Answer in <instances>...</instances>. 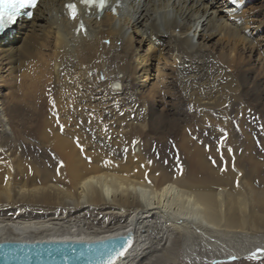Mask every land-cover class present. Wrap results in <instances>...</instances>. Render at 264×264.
Here are the masks:
<instances>
[{
  "label": "bare ground",
  "instance_id": "1",
  "mask_svg": "<svg viewBox=\"0 0 264 264\" xmlns=\"http://www.w3.org/2000/svg\"><path fill=\"white\" fill-rule=\"evenodd\" d=\"M244 1L122 0L115 14L82 17L80 7L72 20L64 0H41L32 19L1 35L0 214L19 212L0 217V241L94 240L131 230L133 245L115 264H176L178 243L193 235L212 240L264 226V184L244 178L217 127H209L219 138L214 147L187 130L247 104L242 87L264 91V73L251 62L264 0L251 9ZM81 19L87 35L75 31ZM215 36L217 45L209 43ZM180 95L193 118L179 116ZM175 119L184 168L169 173L144 151L166 130L156 123ZM156 141L152 150L170 158L173 148ZM36 150L53 153L52 161L27 160ZM83 210H102L113 223L86 227ZM262 239L197 264L263 259ZM183 255L180 262L190 263Z\"/></svg>",
  "mask_w": 264,
  "mask_h": 264
},
{
  "label": "rangeland",
  "instance_id": "2",
  "mask_svg": "<svg viewBox=\"0 0 264 264\" xmlns=\"http://www.w3.org/2000/svg\"><path fill=\"white\" fill-rule=\"evenodd\" d=\"M261 2L262 0H246L244 1V8L251 9L257 7ZM257 35H259L257 41H261L258 42L259 46L251 54V62L252 65H255H253L255 69L263 71L264 73V32L259 31ZM217 39L218 37L215 36L210 40L209 43H214L215 45H217L219 44ZM143 48L145 49L146 47ZM238 52H240L241 55L243 54L242 56L247 55V52H245L240 46L238 47ZM153 73H155L154 75L157 74L155 67ZM100 78H102L101 75ZM155 79L156 76L153 81ZM238 96H240L242 101L247 104L242 105L241 103H238L235 106V109L231 111L227 118H221L217 115L209 114L208 118H213L212 120H207L206 125L197 124L196 122L190 123L189 129L187 130L192 133L194 138L203 140L208 146L214 147V145L217 144L219 138L217 137V134L211 133L209 127L215 126L219 131L223 129V131H221L222 137H224L225 132L227 133L226 138L223 140V145L224 147L228 146L234 149L236 153L235 165L237 164V166L240 167L244 172V178L246 180L251 181V183L255 187L261 188L264 184V165L262 164L264 155V91H255L253 90V87H242L238 92ZM178 97V99L181 100V102H179L176 106L180 112L179 116L190 117V119L193 118V110L195 109L192 108L189 102H185L184 100H182L183 97L181 95ZM160 107L163 106L161 105ZM190 122H192V120H190ZM155 126L159 127L160 129L165 128L166 132L163 131V133H159L158 135L154 134V137L149 140L151 148L144 151L145 155L149 157L148 160L151 161V164L154 166L155 164L162 166L169 173L183 169V161L178 155L180 152L177 147L179 143L178 131L182 126V123L175 119L171 121L156 123ZM156 140H159L162 143H165L166 145H169L173 148L170 158L162 160L160 158V154L152 150V146L158 143V141ZM36 151V153L32 152V155L29 152H26V159L36 164H42L43 162H46L48 160L52 161L51 158H53V153L50 154L47 152L46 154L45 151L44 154V150ZM217 157L218 155L216 156V158ZM46 165L49 166V168L52 166L48 163ZM59 211L60 210H58L57 212ZM13 212L18 213L19 210L6 211L5 214H0V217L10 216ZM62 213H64V211H62ZM78 215L82 217V223L86 227L101 228L113 223V221L107 219V215H104L102 210H83ZM262 238H264V226L258 228V230L253 234L216 236L212 240L205 239L198 235H193L188 238L186 243H182L181 241L180 243H178L176 252H174L179 261L176 264H197V260H205L212 254H219L221 252V249L224 247H248L250 245L254 246L257 245V243H260L263 240ZM183 250H187L191 254L190 263L188 261V263L180 262L179 258H182L181 260H183L185 257L183 255ZM223 260H218L214 264H264V258L257 260L246 257L237 260Z\"/></svg>",
  "mask_w": 264,
  "mask_h": 264
},
{
  "label": "water",
  "instance_id": "3",
  "mask_svg": "<svg viewBox=\"0 0 264 264\" xmlns=\"http://www.w3.org/2000/svg\"><path fill=\"white\" fill-rule=\"evenodd\" d=\"M129 237L126 253L134 241L131 230L94 240H2L0 264H101Z\"/></svg>",
  "mask_w": 264,
  "mask_h": 264
},
{
  "label": "snow or ice",
  "instance_id": "4",
  "mask_svg": "<svg viewBox=\"0 0 264 264\" xmlns=\"http://www.w3.org/2000/svg\"><path fill=\"white\" fill-rule=\"evenodd\" d=\"M235 3L236 0H233ZM39 0H0V33L5 32L10 26L15 24L17 20L21 17H29L33 16V11L38 6ZM122 4V0H69L68 3L65 4V10L68 17L72 20H76L80 13V7L84 6L87 11H91L92 9H96L97 17L99 18L104 10H107L110 7V10L115 14L117 12V8ZM77 34L83 32V34L87 35V27L81 19L78 27L75 30ZM108 43V41H105ZM53 106H55V101H52ZM57 117V123L59 125L60 131L64 130V125L59 124V113H55ZM223 131V129L221 130ZM227 133L225 132L224 137L221 138L220 146L223 145V140L226 138ZM76 143L80 150L83 151V146L79 143V138H76ZM136 143L135 140L132 142ZM207 147V146H206ZM219 150V148H218ZM127 151V149H125ZM229 152L232 151L231 148L228 149ZM213 164L216 163L214 159L209 157ZM221 159H223V153H221ZM106 163H110V161H106ZM151 164V161H148ZM63 162L61 161V166ZM225 169L222 168L221 171ZM59 171V170H58ZM182 172V169H180ZM159 175V173H157ZM145 177L147 178V173H145ZM7 181V177H5V182ZM148 183H151L149 180ZM237 186H239V181H237ZM131 244V238H127V241L120 248H117L113 251V253L109 254L106 260H103L101 264H115L117 258L122 257L127 250V247ZM256 252L264 253V248H258ZM256 252H253L251 256H255ZM231 259L235 260L236 257H231Z\"/></svg>",
  "mask_w": 264,
  "mask_h": 264
}]
</instances>
